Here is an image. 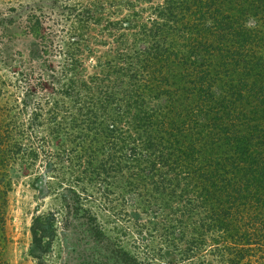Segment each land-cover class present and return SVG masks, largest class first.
Instances as JSON below:
<instances>
[{
    "label": "trees",
    "instance_id": "1",
    "mask_svg": "<svg viewBox=\"0 0 264 264\" xmlns=\"http://www.w3.org/2000/svg\"><path fill=\"white\" fill-rule=\"evenodd\" d=\"M100 3L77 4L76 40L58 44L56 62L46 59L54 44L39 17L26 14L16 27L30 37L27 62L39 66L17 70L21 97L0 104V167L28 169L37 151L52 147L91 183V194L131 195L141 213L148 206L161 217L153 223L157 244L150 249L153 228L144 247L157 250V261L173 259L156 264H264V0H160L139 24L138 12L109 20ZM100 17L120 29V40L97 61L99 72L85 75L76 57L86 45L80 36ZM249 19L255 27L245 26ZM11 24L1 14L0 35ZM131 28L138 31L126 44ZM133 40L144 44L135 48ZM10 60L1 41L0 63ZM0 185L1 220L9 184ZM42 221L53 226V213L33 218ZM135 227L141 232L143 224ZM30 230L37 240L44 228ZM109 258L154 262L123 246L110 248Z\"/></svg>",
    "mask_w": 264,
    "mask_h": 264
},
{
    "label": "rangeland",
    "instance_id": "2",
    "mask_svg": "<svg viewBox=\"0 0 264 264\" xmlns=\"http://www.w3.org/2000/svg\"><path fill=\"white\" fill-rule=\"evenodd\" d=\"M81 2L84 0H0V15H6L12 20L9 27L12 32L0 35V42H3V48L6 47L11 58L8 65L0 63V80L4 82L1 89L3 99L0 97V104L4 103V97L10 103L21 97L24 88L21 82L16 81L17 70L26 68L38 70L37 60L32 62L26 60L28 59L26 41L30 37L16 30V27L24 23L25 15L39 17L41 25L50 31L54 45L50 47L46 59L56 62L59 59L58 44L62 46L63 41L76 40L72 33L73 25L78 27V24L72 22L76 18L74 12L78 9L77 4ZM100 2L99 8L103 16H108L109 20L121 19L138 12L133 18L139 24L149 21L147 18L153 16L152 7L160 3V0L114 2L100 0ZM135 31L138 29L131 28L125 31L126 38L128 37L126 44L131 43V36ZM119 32L120 29L109 25L105 18L98 24L89 23L84 29L80 37L86 45L84 48L79 46L76 57L81 61L85 75L99 72L97 61L101 63L108 58L109 48L120 40L116 38ZM141 41L133 40L135 48L144 44ZM47 150L49 151L46 149L37 151L34 164L29 165L28 169L17 164L6 168L0 167L3 168L0 171L3 172L0 175L1 183L6 180L9 184L1 203L0 264H111L109 250L116 249L117 246H123L141 259L147 256L154 261L153 264L160 263L167 257L169 260L173 259V255H162L157 261L154 255L157 250L149 251L144 247L149 231L153 228L155 233L154 240L149 243L150 249L159 240L157 238L159 231L153 224L154 220L162 222L159 214L149 212L148 206H145V214L141 213L140 207L135 205L137 201L133 203L131 195H126L120 200L119 197L116 198L115 192L114 196H103L102 200L98 197L99 193H94L96 191L91 194L88 187L91 183L86 185L80 180L82 174L79 169L67 165L52 147ZM50 150L60 160L54 159L49 153ZM47 161L52 162L49 163L52 168L45 170ZM2 188L3 185H0V189ZM70 188L79 194L78 210L75 207L76 203L73 202L74 193ZM49 212L54 215L53 226H47L43 221L42 224L33 223V218L43 217ZM91 216L94 217L93 220L89 219ZM147 219L149 220L145 221ZM138 222L143 224L141 232L135 227ZM31 224L44 228L43 232L35 236L37 240L33 239L31 234ZM92 224L102 232L99 239L92 233L95 228ZM35 244L39 249H34Z\"/></svg>",
    "mask_w": 264,
    "mask_h": 264
},
{
    "label": "clouds",
    "instance_id": "3",
    "mask_svg": "<svg viewBox=\"0 0 264 264\" xmlns=\"http://www.w3.org/2000/svg\"><path fill=\"white\" fill-rule=\"evenodd\" d=\"M245 26L248 27V28H253V27H255V21L253 19H249L246 22Z\"/></svg>",
    "mask_w": 264,
    "mask_h": 264
}]
</instances>
